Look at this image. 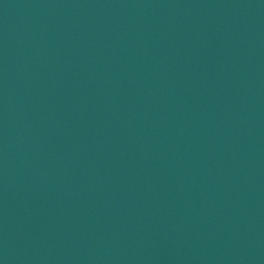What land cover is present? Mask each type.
I'll list each match as a JSON object with an SVG mask.
<instances>
[{
  "label": "water",
  "instance_id": "95a60500",
  "mask_svg": "<svg viewBox=\"0 0 264 264\" xmlns=\"http://www.w3.org/2000/svg\"><path fill=\"white\" fill-rule=\"evenodd\" d=\"M0 264H264V0H0Z\"/></svg>",
  "mask_w": 264,
  "mask_h": 264
}]
</instances>
